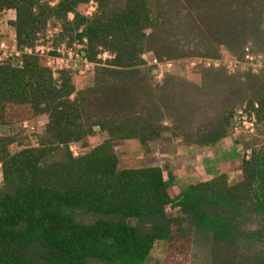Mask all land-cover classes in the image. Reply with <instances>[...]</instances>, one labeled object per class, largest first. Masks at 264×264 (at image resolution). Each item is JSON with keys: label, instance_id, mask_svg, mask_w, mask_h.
<instances>
[{"label": "trees", "instance_id": "trees-1", "mask_svg": "<svg viewBox=\"0 0 264 264\" xmlns=\"http://www.w3.org/2000/svg\"><path fill=\"white\" fill-rule=\"evenodd\" d=\"M90 1L95 11L87 16L78 8ZM177 2L187 4L183 19L171 10ZM191 3L58 0L50 6L41 0H0V12H15L8 24L19 49L33 46L37 32L54 18L63 23V33L71 39L67 44H85L88 61H95L102 50L114 54L107 67L96 68V85L99 90L109 88L112 101L96 119L89 114L96 89L81 90L70 100V78H53L40 57L22 54L21 64L0 63V112L20 110V115L0 116V126L19 125L12 134L0 136V264H146L157 242L178 240L176 246L185 242L190 248V230L210 235L214 252L223 253L217 264H236L237 253L243 255L241 264H264V143L248 158L242 156L238 180L219 173L188 184L173 197L172 173L164 178L161 168L149 165L118 168V141H157L168 128H185L182 123L198 113L190 84L179 85L182 92L173 95L167 76L157 87L161 105L155 100L140 68L142 52L152 51L159 60L193 53L215 59L222 45L239 60L246 47L264 58V0H197V7ZM201 45L207 51H189ZM224 70L206 69L203 78L230 81ZM236 75L264 77V72ZM133 93L144 97L137 101L147 118L139 123ZM126 102L128 113L122 106ZM222 106L219 112L225 113ZM175 110L178 116L171 112ZM246 111L254 115L256 125L264 122V94L248 102ZM234 113L229 109L194 143L215 149L231 128ZM42 117L36 145H22L19 131L28 128L23 123L33 126ZM166 118L171 127L157 125ZM95 127L108 138L74 154L71 144L94 136ZM14 144L18 150L11 153ZM167 206L178 215L168 214ZM228 251L234 257H225Z\"/></svg>", "mask_w": 264, "mask_h": 264}, {"label": "rangeland", "instance_id": "rangeland-1", "mask_svg": "<svg viewBox=\"0 0 264 264\" xmlns=\"http://www.w3.org/2000/svg\"><path fill=\"white\" fill-rule=\"evenodd\" d=\"M44 1H48L50 6H54L58 2V0H41V2ZM196 2L197 0H192L191 5L194 7L200 5ZM88 3L87 5L80 6L78 10L84 14L85 12H89L90 15H92L95 11V7L94 5L89 7ZM93 3L95 4L94 1ZM185 5L187 4L177 2L176 6L171 8V10L179 12V16H182L183 19L187 13L186 9H188V7L184 8ZM90 15L88 14L87 16ZM14 17L15 12L13 10H3L0 12V41H9V38L14 35L15 32L13 27L8 24ZM71 19L72 15L68 14L67 20L70 21ZM147 32H149V30H147ZM69 42H71V39L67 34L63 33V23L51 18L47 22L45 28L37 32L33 46L36 44V46L42 47L44 51L43 55L60 56L63 59L67 54L66 50L68 48L77 50L80 55H84L83 50L85 49V44L73 43L70 45L67 44ZM165 45L167 46V43ZM57 49H60V53H57ZM191 50H198L199 53L200 51H207V47L206 45H201L195 49L192 47L189 51ZM218 51L220 54L219 58H224V61L225 57L227 59L229 57H236L228 49L222 47V45L219 46ZM102 52H104V54ZM43 55L40 56V59L41 62L45 61L46 65V57ZM113 56L114 54L107 50H102L100 53L97 52L95 61H91L93 65L89 70L83 69L81 65L76 68L70 67V65L67 68L61 67L59 69L50 67L53 78L60 80L61 77L64 76L70 78V83L74 88V91L70 95V100H73L81 90L89 89L91 93L93 89H96L94 93L91 94L92 104L89 107V114L93 116L94 119L98 118L101 111H105L106 105L112 102L109 88L108 90H99V86L96 85V68L97 66L107 67V62L113 59ZM140 58L144 61V64H142L140 68H143V72L146 73V82L149 84L150 89H152V95L156 101H158L157 87L162 84L164 78L167 76V78L169 77L168 89L172 90L170 93L173 92V95L179 91L182 92L178 87L179 85L185 83L190 84L194 100L199 105L197 109L198 113L195 112L194 116H190L189 123L185 121L182 123L185 128H168L167 131L161 134V137L157 141L146 142L144 144H141L137 139L118 141L116 145H114V150L118 157V168H135L140 165H149L161 168L164 178H167L168 174L172 173L173 184L169 188V193L172 197L176 196L188 184L206 181L219 173L225 172L228 176V180H238L242 156L244 155L245 158H248L251 150L259 148L264 143V122L255 125V131L251 134H247L244 128H237L236 131H233L232 128L228 127L224 138L217 143L215 149L210 146L202 148V146L200 147L194 142L214 129V124L219 122L222 115L226 116L229 109L235 112L231 119L233 123L237 120L234 116L239 108L243 105L247 107L250 101L261 99L264 94V77L242 75H236L234 77L233 75H235L236 72L228 73L224 70L226 76L230 75L228 76L231 78L229 79L230 81L220 79L211 83L203 78V73L206 69L212 70L214 68L204 67L200 62H203L202 60H204V58L217 61L219 58L214 59L212 57L193 53L191 55H182L181 57L178 56L159 60L156 55L149 50L142 52ZM10 61L13 64H21L20 57ZM220 81L224 83L221 85ZM140 93H143V91ZM133 94H131V97L134 96ZM135 96L137 97L136 101H134L136 107L133 110L136 113L135 115L139 123L140 118H147L146 110L144 111L142 108L141 111L140 107L138 108L139 103L137 100L139 96L140 98L143 96L139 93H136ZM142 99H144V97ZM126 103H122V106H124L123 111L128 113L129 104ZM142 103L145 102L140 101V105ZM158 103L161 105L159 101ZM218 106H222V110H226L225 113H221L222 111L219 112ZM171 112L175 116L179 115L177 110ZM12 114L20 115V110L12 108L8 112H0V116L4 115L8 118L12 117ZM44 119L45 118L42 117V119L33 126L26 123L28 128H25V131L20 132V129L18 130V136L21 138L22 145H36L35 134H40L43 129ZM157 125L171 127L172 122L170 119L166 118L158 121ZM18 127L19 125L16 124L11 128L1 125L0 136L12 134L14 129ZM94 130V136L84 138L80 142L71 144L74 154L77 155L78 152L88 150L95 146V144L101 143L108 138V134L106 132H100L99 127H95ZM178 131L183 134H178ZM188 135H192V137L187 138ZM9 150L13 153L18 150V147L14 144L9 147ZM2 178L0 165V188L2 186ZM166 211L173 216L178 215L170 206L166 207ZM180 227L189 228L186 223H181ZM189 233H191V237L193 238L190 248H188V244L185 245V242L176 246L177 243H179L178 240L174 242L171 241V243L157 242L154 244L146 264H217L221 261L223 253L214 252L210 235H194V233L192 234V230H190ZM226 253L224 254L225 257L228 258L231 255L234 257L232 252L228 251ZM242 257L243 255L241 253H237L236 257L233 258V263L241 264V262H243Z\"/></svg>", "mask_w": 264, "mask_h": 264}, {"label": "built area", "instance_id": "built-area-1", "mask_svg": "<svg viewBox=\"0 0 264 264\" xmlns=\"http://www.w3.org/2000/svg\"><path fill=\"white\" fill-rule=\"evenodd\" d=\"M89 7L91 5L95 4L90 1ZM95 10V9H94ZM93 10V11H94ZM90 15L89 12H85V15ZM66 44V43H65ZM75 46V44H74ZM62 47V46H61ZM67 48V47H66ZM65 48V49H66ZM69 49V50H68ZM67 54L65 55V58L53 55H43L44 51L42 47L36 46H24L22 49L17 48L16 46V40L15 35L11 36L8 40H1L0 41V63L4 62L6 60H14L16 58H19L22 54H34L38 57L45 56L46 57V65L52 68H61V67H81L84 69H90L92 67V63L88 61L84 55H80L77 50H73L72 48H68ZM60 53V49H57V53ZM104 54V52H102ZM219 58L217 60L212 59H205L202 60L203 62H200L203 64L204 67H213L218 68L222 66L228 73H235L237 71L240 72H251L253 74H258L260 72H264V58L260 54L252 53L248 47L244 49V55L242 59H237L236 57L228 59L225 57ZM221 64H220V63ZM257 107V105H254ZM235 119H237L235 122L232 123L231 128L233 131H236L237 128H244L247 134H251L255 131V125L256 120L252 113L249 111H246V107L243 105L241 108H239L238 111H236ZM238 117V118H237ZM24 127H27L26 122L23 123ZM248 155V154H246Z\"/></svg>", "mask_w": 264, "mask_h": 264}, {"label": "crops", "instance_id": "crops-1", "mask_svg": "<svg viewBox=\"0 0 264 264\" xmlns=\"http://www.w3.org/2000/svg\"><path fill=\"white\" fill-rule=\"evenodd\" d=\"M218 156V155H217Z\"/></svg>", "mask_w": 264, "mask_h": 264}]
</instances>
